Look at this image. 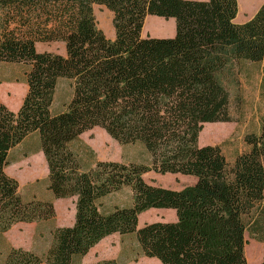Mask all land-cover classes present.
I'll list each match as a JSON object with an SVG mask.
<instances>
[{"label": "trees", "instance_id": "trees-1", "mask_svg": "<svg viewBox=\"0 0 264 264\" xmlns=\"http://www.w3.org/2000/svg\"><path fill=\"white\" fill-rule=\"evenodd\" d=\"M96 6L111 13L113 39L97 28ZM0 15V65L28 68L17 112L0 104V233L54 218L51 203L25 200L5 173L29 137L52 196L75 198L73 224L52 230L43 257L10 248L2 264H80L114 234L132 237L142 257L160 264H247L246 235L264 240V113L259 134L245 139L248 152L231 165L198 137L205 124L229 122L228 88L264 59V1L241 24L237 0H0ZM148 16L172 19L174 36L142 37ZM36 43H62L65 54L39 53ZM60 82L70 96L53 110ZM93 128L142 145L150 165L83 168L72 146ZM149 171L194 182L171 190L147 184ZM123 189L129 204L104 210L102 200ZM149 210H172L175 221L138 227Z\"/></svg>", "mask_w": 264, "mask_h": 264}, {"label": "rangeland", "instance_id": "rangeland-1", "mask_svg": "<svg viewBox=\"0 0 264 264\" xmlns=\"http://www.w3.org/2000/svg\"><path fill=\"white\" fill-rule=\"evenodd\" d=\"M264 0H237L236 24L248 21L260 8ZM97 28L107 39L114 38L112 15L105 8H93ZM147 18V17H146ZM159 20V21H157ZM145 21V20H144ZM1 22V15H0ZM173 22L158 17H148L143 26V34L167 35L174 32ZM164 38V37H156ZM39 53L48 52L64 55L62 43H36ZM24 65H0V102L10 111L17 112L26 94ZM3 82L13 84L12 90L5 93ZM229 122L205 124L198 137V146H218L226 162L231 165L235 158L249 150L245 139L260 132L264 113V59L246 65L237 78V85L228 88ZM70 90L66 82H60L53 102V110H59L69 99ZM80 158L83 168H92L96 162L136 163L150 165V158L140 144L121 145L112 140L100 128H93L79 136L72 146ZM264 164V162H263ZM5 173L18 184V192L25 200L51 203L54 209L53 220L41 224L13 225L7 232L0 233V264L10 248L34 252L43 257L50 243V235L55 228L69 227L73 224L75 198L55 199L48 190L47 167L39 146L33 137L27 138L16 147L10 156V165ZM142 179L151 185L171 190H180L194 182L192 177L181 175H160L149 171ZM130 192L123 189L102 200L104 210L126 206ZM172 210H149L138 217V227L154 222H174ZM244 256L247 264H260L264 259V240L246 235ZM104 260H116L121 264H160L139 254L132 237H119L114 234L99 242L81 259L80 264H94Z\"/></svg>", "mask_w": 264, "mask_h": 264}, {"label": "crops", "instance_id": "crops-1", "mask_svg": "<svg viewBox=\"0 0 264 264\" xmlns=\"http://www.w3.org/2000/svg\"><path fill=\"white\" fill-rule=\"evenodd\" d=\"M148 17H150V16H148ZM148 17L145 19V21L148 20ZM170 20L173 22V25H174V21L172 19H170ZM145 21H144V23H145ZM157 21H159V20H157ZM143 26H144V24H143ZM173 28H174V26H173ZM142 30H143V28H142ZM141 36L142 37H146V36H149V35L148 34H143V31H142L141 32ZM173 36H174V32H172L171 34H167V35H160V34L159 35H156L153 32V35L152 36H149V37H152V38L164 37V38H158V39H166V38H172ZM3 83L6 85V86L3 87V89H5V93L8 90H12V88H13V84L12 83H10V82H3ZM25 88H26V86H25ZM0 104H2V103L0 102Z\"/></svg>", "mask_w": 264, "mask_h": 264}, {"label": "bare ground", "instance_id": "bare-ground-1", "mask_svg": "<svg viewBox=\"0 0 264 264\" xmlns=\"http://www.w3.org/2000/svg\"><path fill=\"white\" fill-rule=\"evenodd\" d=\"M155 34V33H154Z\"/></svg>", "mask_w": 264, "mask_h": 264}]
</instances>
